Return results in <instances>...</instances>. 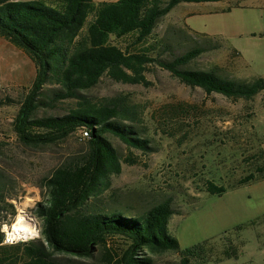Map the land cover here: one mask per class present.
Returning a JSON list of instances; mask_svg holds the SVG:
<instances>
[{
  "label": "trees",
  "instance_id": "obj_1",
  "mask_svg": "<svg viewBox=\"0 0 264 264\" xmlns=\"http://www.w3.org/2000/svg\"><path fill=\"white\" fill-rule=\"evenodd\" d=\"M205 1L219 0H0V35L27 51L36 64L32 85L21 99H0V106L19 105L12 123L17 137L31 147L58 143L78 131L88 139L84 151L65 158L42 179L44 198L34 208L42 221L40 237L5 242L2 213L15 216L16 210L9 201L13 193L8 173L0 165V264H74L75 259L93 258L97 250L102 264H155L156 256L168 251L179 256L170 264H209L239 256V246L229 235L182 248L169 230L170 218L178 212L169 198L140 214L108 203L111 177L123 170V158L109 134L128 146L124 160L130 164L138 162L132 149L152 152L154 146L144 111L130 94L85 93L103 76L149 85L145 73L156 63L207 94L254 99L264 91L262 76L230 77L221 64L188 67L223 45L217 36L195 32L203 39L193 38L196 44L185 52L172 58L153 55L155 46L148 40L160 19L182 2ZM128 38L126 45L118 41ZM67 99L75 101L67 112L39 115ZM253 157L259 158L255 169L229 188L264 180L263 150ZM205 190L221 195L227 187L211 179Z\"/></svg>",
  "mask_w": 264,
  "mask_h": 264
},
{
  "label": "rangeland",
  "instance_id": "obj_2",
  "mask_svg": "<svg viewBox=\"0 0 264 264\" xmlns=\"http://www.w3.org/2000/svg\"><path fill=\"white\" fill-rule=\"evenodd\" d=\"M104 1L116 0H94L96 4ZM240 1L242 5H236ZM218 5L182 2L174 7L160 19L148 40L155 46L153 55L172 58L185 52L196 44V38L203 39L190 30L199 27L212 32L223 45L204 52L188 67L210 69L221 64L230 77H264V0H223ZM217 6L221 9L186 16L189 10ZM129 40L118 41L126 45ZM35 74L30 54L0 35V99H21ZM145 74L149 85L103 76L96 87L85 92L94 97L130 94L144 111L154 146L152 152L132 149L138 162L130 164L124 160L128 146L109 134L123 158V170L111 177L108 203L140 214L169 198L178 211L170 218L169 230L182 248L229 235L239 246V256L209 264H264V180L229 188L255 169L259 158L253 156L264 152V91L250 101L233 100L191 87L156 63L149 64ZM73 103L72 99L61 101L54 109H41L39 115L63 114ZM18 108L15 103L0 106V165L8 173L9 192L13 193L9 201L16 210L15 216L2 213L1 220H6L2 227L11 234L19 215L26 213L37 236L18 237L15 242L41 236L42 221L34 208L44 198L42 179L65 158L84 151L88 140L78 131L58 143L28 146L13 128ZM211 179L227 191L221 195L207 192L205 182ZM178 259L177 252L168 251L157 255L155 264ZM75 260L74 264H102L98 250L93 258Z\"/></svg>",
  "mask_w": 264,
  "mask_h": 264
},
{
  "label": "bare ground",
  "instance_id": "obj_3",
  "mask_svg": "<svg viewBox=\"0 0 264 264\" xmlns=\"http://www.w3.org/2000/svg\"><path fill=\"white\" fill-rule=\"evenodd\" d=\"M25 214H20L18 220L16 221L15 225L13 226L12 235L15 238L19 237V238L26 239L29 236L37 234V229L35 228V226L33 224L31 225L29 223L27 216H25ZM14 227L16 230L14 229Z\"/></svg>",
  "mask_w": 264,
  "mask_h": 264
},
{
  "label": "crops",
  "instance_id": "obj_4",
  "mask_svg": "<svg viewBox=\"0 0 264 264\" xmlns=\"http://www.w3.org/2000/svg\"><path fill=\"white\" fill-rule=\"evenodd\" d=\"M221 1H223V0H219V1H205V2H198V3H202L203 5H218V3H220ZM236 5H242L241 4V1L240 2H237L236 3ZM219 6V5H218ZM214 7V8H212V9H202V10H189L188 12H187V14H186V16H189V15H191V14H196V13H200V14H202V13H208V12H213V11H216V10H219V9H221V8H219V7ZM222 9H224V8H222ZM190 30L193 32V33H198V34H202V33H204V34H208V35H211V33L212 32H210V31H207L206 29H201V28H199V27H196V28H191L190 27ZM228 66V68L231 70V71H233V67L232 66H230V65H227ZM235 70V72H236V68L234 69ZM239 72V71H238Z\"/></svg>",
  "mask_w": 264,
  "mask_h": 264
},
{
  "label": "built area",
  "instance_id": "obj_5",
  "mask_svg": "<svg viewBox=\"0 0 264 264\" xmlns=\"http://www.w3.org/2000/svg\"><path fill=\"white\" fill-rule=\"evenodd\" d=\"M86 135H87V132H84V136H86ZM15 241H16L15 237L12 235V233L11 234H6L5 242L13 243Z\"/></svg>",
  "mask_w": 264,
  "mask_h": 264
}]
</instances>
